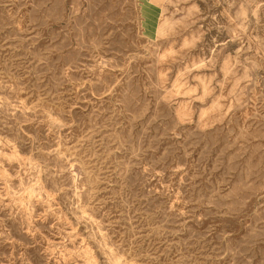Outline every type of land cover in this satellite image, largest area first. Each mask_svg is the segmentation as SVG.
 <instances>
[{
	"label": "rangeland",
	"instance_id": "1",
	"mask_svg": "<svg viewBox=\"0 0 264 264\" xmlns=\"http://www.w3.org/2000/svg\"><path fill=\"white\" fill-rule=\"evenodd\" d=\"M0 264H264V0H0Z\"/></svg>",
	"mask_w": 264,
	"mask_h": 264
}]
</instances>
